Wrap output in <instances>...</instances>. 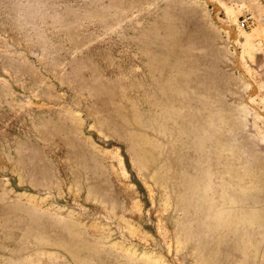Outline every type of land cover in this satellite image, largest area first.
<instances>
[{
    "label": "rangeland",
    "instance_id": "1",
    "mask_svg": "<svg viewBox=\"0 0 264 264\" xmlns=\"http://www.w3.org/2000/svg\"><path fill=\"white\" fill-rule=\"evenodd\" d=\"M0 264H264V0H0Z\"/></svg>",
    "mask_w": 264,
    "mask_h": 264
},
{
    "label": "built area",
    "instance_id": "2",
    "mask_svg": "<svg viewBox=\"0 0 264 264\" xmlns=\"http://www.w3.org/2000/svg\"><path fill=\"white\" fill-rule=\"evenodd\" d=\"M252 21V16L248 15V16H243L240 20H239V26L241 28H244L246 26H248V24Z\"/></svg>",
    "mask_w": 264,
    "mask_h": 264
}]
</instances>
